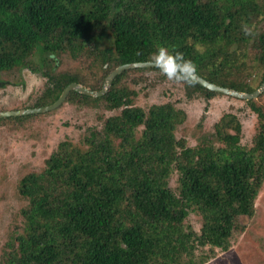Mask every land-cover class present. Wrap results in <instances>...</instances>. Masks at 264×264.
<instances>
[{
	"label": "trees",
	"instance_id": "16d2710c",
	"mask_svg": "<svg viewBox=\"0 0 264 264\" xmlns=\"http://www.w3.org/2000/svg\"><path fill=\"white\" fill-rule=\"evenodd\" d=\"M243 23L251 35L244 34ZM105 43L115 62L90 73L92 84L82 80L90 89H99L117 65L151 60L164 45L183 52L207 80L249 92L264 70V0H0V70L23 65L32 53L39 61L64 52L78 57L91 48L99 52ZM93 59L99 66L105 61L98 54ZM135 71L167 79L156 67L131 69L117 75L103 96L69 93L68 99L102 100L109 112L86 123L77 146L93 154L85 165L96 170L80 182L65 180L54 197L45 176L32 171L19 180L26 207L21 233L4 249L5 264H203L206 259L182 262L183 256L207 243L223 244L241 218L253 214L264 179V124L257 126V148L250 149L241 143L235 113L222 109L210 132L202 130V114L195 124L201 133L191 146L182 134L192 132L185 110L170 100L142 106L138 92L146 95L150 84L125 78ZM46 76L47 88L33 106L52 103L81 79L68 72ZM171 82L182 90L181 101L196 99L204 111L212 99L224 97L264 112V93L247 100L193 81ZM69 145L61 140L50 156L66 157ZM186 179L194 195L185 191ZM192 209L202 219L199 232L186 221Z\"/></svg>",
	"mask_w": 264,
	"mask_h": 264
},
{
	"label": "rangeland",
	"instance_id": "374dc122",
	"mask_svg": "<svg viewBox=\"0 0 264 264\" xmlns=\"http://www.w3.org/2000/svg\"><path fill=\"white\" fill-rule=\"evenodd\" d=\"M204 1L215 4V0ZM104 45L99 52L93 54L91 48L89 53L78 57H72L68 52H64L60 53L57 59L44 57L39 61L38 55L32 53L26 58L23 65L0 70V111L36 107L33 104L37 99H34L40 98L45 92L46 82H49L46 76L48 74L54 76L61 72H68L81 76L80 82H73L85 87L87 86L83 84L82 80L84 83L92 84L94 70L104 69L115 62L114 52L111 51L109 43ZM95 54L105 57L103 65L99 66L96 62H91L94 60ZM35 67L39 72L32 71L35 70ZM255 70L260 71L261 69L256 68ZM107 74L100 82V88ZM126 77H130V79L141 77L142 84L144 82L150 84L148 89H144L146 95L142 94L141 97L138 92V102L142 106L148 107L152 102L170 100L185 110L188 116L186 122L190 124L192 132L186 130L184 131L186 134L182 133L183 128L181 127L177 132L179 136L186 135L191 146L197 142L196 135L201 133V127L196 128L195 124L199 118L201 120L202 114H204V118L201 120L203 122L202 130L210 132L213 122L219 119L223 114L222 109H225V111L229 110L235 113L242 124L241 143L243 146L250 149L257 148V126L264 124L263 111H256L244 102H234L224 97L212 99L209 107L207 105L204 111L196 99L185 103L181 101L182 90L174 87L168 79L159 78V72L135 71L128 73L125 75ZM2 82L5 83L2 84ZM135 83L137 82L133 81L132 87L141 88L139 82ZM68 95L58 107L47 112L0 117V264L6 263L3 256L4 249L10 242L14 244V235L22 231L21 214L26 207V200L18 190V183L26 173L34 171L42 178L45 176L48 189L51 188L48 194L54 197L61 194V187H64L65 180L80 182L91 178L96 170L94 164L85 165L86 159L93 154L81 152V149L78 148L82 144L80 138L86 134V123L99 122L100 114L108 115L109 112L105 109L102 100L77 99L75 96L68 99ZM227 104L229 105L226 106ZM65 138L71 143L67 156L64 158L50 156L57 144ZM174 178L171 180L172 183H174ZM261 183L255 199L253 214L241 218L239 230L227 237L223 244L207 243L198 247L193 256L184 254L183 259L185 258L186 261L182 262H187L190 259L192 262L206 259L203 264H264V179ZM185 186V191H191L187 179ZM190 204H192L191 201ZM186 221L197 232L200 231L202 219L197 210H190Z\"/></svg>",
	"mask_w": 264,
	"mask_h": 264
},
{
	"label": "water",
	"instance_id": "95a60500",
	"mask_svg": "<svg viewBox=\"0 0 264 264\" xmlns=\"http://www.w3.org/2000/svg\"><path fill=\"white\" fill-rule=\"evenodd\" d=\"M144 67H155L151 60L146 61H136V62H129V63H123L117 65L113 70H111L105 79L103 80L102 86L99 90H92L89 89L77 82H70L68 83L60 92L59 96L56 100H54L50 104L37 106V107H30V108H20V109H13V110H2L0 111V117H9V116H21V115H29V114H36V113H43L50 110H53L54 108L58 107L66 98L68 93L70 91H75L77 93L91 96V97H99L103 96L109 89L113 79L120 73L124 72L128 69L133 68H144ZM191 81L197 83L198 85L211 90L216 93L224 94L233 96L235 98L240 99H253L259 96L264 91V75L261 83L257 88H255L252 91H241L234 88H229L221 85H217L203 76L199 75L197 72L194 71V73L191 75Z\"/></svg>",
	"mask_w": 264,
	"mask_h": 264
},
{
	"label": "clouds",
	"instance_id": "9594fccd",
	"mask_svg": "<svg viewBox=\"0 0 264 264\" xmlns=\"http://www.w3.org/2000/svg\"><path fill=\"white\" fill-rule=\"evenodd\" d=\"M241 27L245 35L252 34V28L247 23H243ZM151 63L168 80L178 83H191V75L196 68L193 61L186 58L183 52L164 45L159 46L153 53Z\"/></svg>",
	"mask_w": 264,
	"mask_h": 264
},
{
	"label": "flooded vegetation",
	"instance_id": "af4514ba",
	"mask_svg": "<svg viewBox=\"0 0 264 264\" xmlns=\"http://www.w3.org/2000/svg\"><path fill=\"white\" fill-rule=\"evenodd\" d=\"M113 69H114V68H113ZM113 69H112V70H113Z\"/></svg>",
	"mask_w": 264,
	"mask_h": 264
}]
</instances>
